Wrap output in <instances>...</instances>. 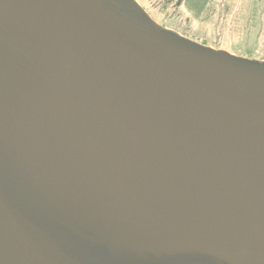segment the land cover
<instances>
[{
	"label": "water",
	"instance_id": "obj_1",
	"mask_svg": "<svg viewBox=\"0 0 264 264\" xmlns=\"http://www.w3.org/2000/svg\"><path fill=\"white\" fill-rule=\"evenodd\" d=\"M0 264H264V61L0 0Z\"/></svg>",
	"mask_w": 264,
	"mask_h": 264
},
{
	"label": "rangeland",
	"instance_id": "obj_2",
	"mask_svg": "<svg viewBox=\"0 0 264 264\" xmlns=\"http://www.w3.org/2000/svg\"><path fill=\"white\" fill-rule=\"evenodd\" d=\"M159 24L193 41L264 61V0H137ZM201 6V7H200Z\"/></svg>",
	"mask_w": 264,
	"mask_h": 264
},
{
	"label": "trees",
	"instance_id": "obj_3",
	"mask_svg": "<svg viewBox=\"0 0 264 264\" xmlns=\"http://www.w3.org/2000/svg\"><path fill=\"white\" fill-rule=\"evenodd\" d=\"M182 0H179V4L181 3ZM199 5H203V8H208V0H203ZM201 7V6H200Z\"/></svg>",
	"mask_w": 264,
	"mask_h": 264
}]
</instances>
